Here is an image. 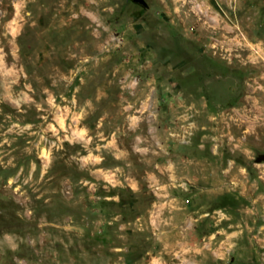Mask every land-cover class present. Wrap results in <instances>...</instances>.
<instances>
[{"label": "rangeland", "instance_id": "374dc122", "mask_svg": "<svg viewBox=\"0 0 264 264\" xmlns=\"http://www.w3.org/2000/svg\"><path fill=\"white\" fill-rule=\"evenodd\" d=\"M0 264H264V0H0Z\"/></svg>", "mask_w": 264, "mask_h": 264}]
</instances>
